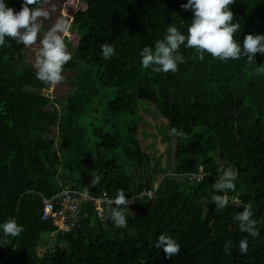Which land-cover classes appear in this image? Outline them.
I'll return each instance as SVG.
<instances>
[{"label": "trees", "instance_id": "1", "mask_svg": "<svg viewBox=\"0 0 264 264\" xmlns=\"http://www.w3.org/2000/svg\"><path fill=\"white\" fill-rule=\"evenodd\" d=\"M186 2L81 0L72 17L76 41L63 37L71 59L62 72L73 74L65 97L43 94L51 83L37 79L24 45L9 38L0 46V223L14 218L23 226L16 237L0 231V264H264V75L256 73L264 55L255 64L220 61L181 46L185 62L176 73L140 64L141 49L154 47L167 27L187 35L193 14ZM7 4L19 11L22 0ZM229 9L240 25L235 40L264 34V0H234ZM105 43L114 48L111 58L102 54ZM148 111L165 123L158 131L166 157L174 141L172 175L159 158L150 173L141 150L138 126ZM224 171L236 173L235 191L215 192ZM62 188L110 200L123 191L132 199L119 206L126 227L83 205L76 225L58 232L41 220L40 196ZM147 191L150 199L138 197ZM225 194L227 206L213 203ZM245 205L258 236L235 219ZM161 234L180 245L170 259L155 246ZM46 235L53 244L40 251Z\"/></svg>", "mask_w": 264, "mask_h": 264}, {"label": "clouds", "instance_id": "2", "mask_svg": "<svg viewBox=\"0 0 264 264\" xmlns=\"http://www.w3.org/2000/svg\"><path fill=\"white\" fill-rule=\"evenodd\" d=\"M41 0H22L21 9L14 11L8 6L7 0H0V46L5 40H14L17 44L25 47L33 45L38 38L40 26L38 20L47 18L48 12L39 6ZM234 0H187L182 5L184 10H190L193 14L190 25L187 28V35L183 34L175 26L166 28V34L162 40H157L154 47L145 46L141 49L140 64L143 69H151L157 73H176L178 65L185 62L180 48H194L203 58L204 53L210 54L220 61L239 60L246 57L249 64H255L257 54L264 55V34H248L244 37L243 43L235 40L234 34L239 30L240 25L233 23V13L229 5ZM29 5L32 7L30 8ZM33 5H36L33 7ZM68 31V23L58 21L55 26L47 32V35L40 39V51L36 59L37 79L57 84L63 80V66L71 59L66 51V45L61 34ZM105 58H111L115 52L110 44L100 46ZM256 73L264 75V65L256 66ZM176 135H182L176 129L172 130ZM236 173L224 171L212 185L215 192L235 191ZM99 177L92 181L93 186L98 183ZM123 191L115 197L114 203L117 206L111 210V219L116 227H126L127 221L123 209L119 206H129ZM213 203L220 208L228 204L227 195H214ZM254 213L250 206L245 205L235 219L239 221V228L251 236H258L256 229L257 221L253 219ZM0 231L5 236L16 237L23 231L14 218H8L0 223ZM162 249L166 259L178 254L180 245L166 234L157 238L155 245ZM241 253L248 251L247 239L239 242Z\"/></svg>", "mask_w": 264, "mask_h": 264}, {"label": "rangeland", "instance_id": "3", "mask_svg": "<svg viewBox=\"0 0 264 264\" xmlns=\"http://www.w3.org/2000/svg\"><path fill=\"white\" fill-rule=\"evenodd\" d=\"M81 0H47L44 4L43 9L48 12L47 18H40L38 24L40 26V31L38 33L37 41L26 47V61L27 64L31 67H35L36 59L40 51V39L47 35V32L52 29L58 21H65L68 23V31L66 34H61L62 38L65 37V43H72L76 41V37L72 27V17L73 13L77 11V7ZM82 3L79 5L81 7ZM68 51V49H66ZM63 80L57 84H51L50 88L43 94L45 96L51 97H65L69 92L71 77L73 76L70 72H62ZM145 125L139 123L138 129H143L145 137H142L138 134V139L140 147L143 153L149 156L150 164V173H152V167L154 165L153 160L159 158L160 168L165 169L169 174H173V149L174 141H171V146L168 150V157L165 156L166 143L162 139V134L158 131L159 127L165 125L164 121L160 120L154 112H149L143 116ZM168 134V133H167ZM57 151L54 148V153ZM137 178H142V173L139 171L137 173ZM160 174L156 176L155 183L157 184L160 180ZM63 189V188H62ZM43 241H41L40 251H43L46 247L52 246V237L49 235L44 236Z\"/></svg>", "mask_w": 264, "mask_h": 264}, {"label": "built area", "instance_id": "4", "mask_svg": "<svg viewBox=\"0 0 264 264\" xmlns=\"http://www.w3.org/2000/svg\"><path fill=\"white\" fill-rule=\"evenodd\" d=\"M191 179L199 180L200 177L193 176ZM152 195V192L147 191L138 197L150 199ZM40 198L42 205L41 220L51 222L60 233H67L76 225L78 213L83 205L92 207L98 219L110 217L111 207L115 205L114 200L108 199L105 195L94 197L71 188H63L49 198H43L42 196ZM128 201L131 203L132 199Z\"/></svg>", "mask_w": 264, "mask_h": 264}]
</instances>
